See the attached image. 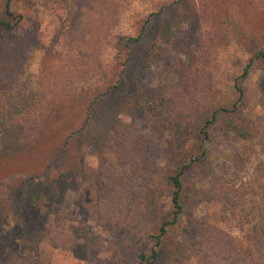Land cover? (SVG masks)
<instances>
[{"label": "rangeland", "instance_id": "1", "mask_svg": "<svg viewBox=\"0 0 264 264\" xmlns=\"http://www.w3.org/2000/svg\"><path fill=\"white\" fill-rule=\"evenodd\" d=\"M93 1L10 2L22 21L0 40V94L41 99L0 130V258L139 264L154 206L171 205L167 176L189 154L199 160L183 177L187 208L167 247L193 244L204 220L240 242L237 224L264 186V144L227 134L220 113L201 147L184 114L208 94L209 110L234 109L238 86V115H264V60L243 78L264 48V0H110L103 11ZM222 15L254 45H221ZM56 231L66 236L52 247Z\"/></svg>", "mask_w": 264, "mask_h": 264}, {"label": "trees", "instance_id": "2", "mask_svg": "<svg viewBox=\"0 0 264 264\" xmlns=\"http://www.w3.org/2000/svg\"><path fill=\"white\" fill-rule=\"evenodd\" d=\"M8 0L5 10L0 16V40L4 31H12L21 21L22 17L16 15ZM96 8L107 10L110 0H94ZM219 43L228 47L232 39L241 40L244 45H254L242 32L240 24L229 15H222L219 19L218 33ZM130 41H136L130 39ZM258 60H264V48L254 50V56L244 69L243 78H247L253 64ZM235 89L239 98L234 109L211 108V95L205 97V102L199 105L197 111L188 108L184 117L190 122L191 130L188 131L189 138L200 141L201 147L204 140L209 138V127L218 119L220 113H224V129L226 133L233 132L236 139L250 141L259 139L264 144V115L258 116L256 120L239 116L241 105L244 102V92L238 86ZM41 94L36 92H19L0 94V130L5 131L24 122L30 112L37 108ZM197 117V118H196ZM198 118L201 119L197 120ZM197 120L198 122H195ZM2 127V128H1ZM125 129L118 131V137L128 138L131 143L135 137L130 133L125 137ZM188 155V154H186ZM189 154L180 160L176 168L167 176L168 186L171 190V205L166 209L154 206L157 215L156 233L152 236V243L149 250H142L138 254L139 264H264V186L261 188L260 200L253 206L251 216L246 215L244 221H239V231L242 233V240H238L230 233L214 225L211 221L204 220L199 223L193 244L189 245L182 240L173 248L167 247V237L171 230L181 223L182 216L187 206L184 200L183 177L199 158ZM251 218H249V217ZM66 234L56 231L49 243L52 247L59 245ZM63 242V241H62ZM0 264H40L29 256L10 255L6 260L0 258Z\"/></svg>", "mask_w": 264, "mask_h": 264}]
</instances>
